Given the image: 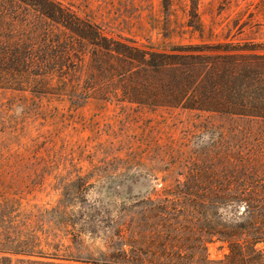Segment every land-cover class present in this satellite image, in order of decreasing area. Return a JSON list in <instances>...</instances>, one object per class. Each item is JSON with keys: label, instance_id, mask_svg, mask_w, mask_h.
I'll list each match as a JSON object with an SVG mask.
<instances>
[{"label": "rangeland", "instance_id": "1", "mask_svg": "<svg viewBox=\"0 0 264 264\" xmlns=\"http://www.w3.org/2000/svg\"><path fill=\"white\" fill-rule=\"evenodd\" d=\"M9 1L3 42L32 59L0 71V264H163L165 225L187 229L172 247L207 241L211 264L264 241V0H39L141 50L243 56L236 106L197 66L201 110L130 102L129 75H98L89 46Z\"/></svg>", "mask_w": 264, "mask_h": 264}, {"label": "trees", "instance_id": "2", "mask_svg": "<svg viewBox=\"0 0 264 264\" xmlns=\"http://www.w3.org/2000/svg\"><path fill=\"white\" fill-rule=\"evenodd\" d=\"M2 0H0V71L10 72L15 75L21 73L25 65L30 64L31 57L21 56L15 51L16 46L7 49L3 37V24L5 23V15L7 12L2 7ZM37 11L40 15L53 21V23L62 27L67 31L75 44L89 46L93 56L94 67L98 75L103 77L113 74L116 77L123 78L129 75V80L135 85L138 90L133 93H126L123 91L124 98L126 96L132 97L130 102L135 104L145 105H159L165 104L168 107H181L185 110H201L195 99L194 87L198 84L199 77L196 74L197 66H203L206 71V78L203 86L207 89L206 94L216 95L218 88L228 91V99L234 106L237 101L243 98V95L238 94L237 82L238 75L235 71L237 58L243 56L226 55L216 57H200L196 52H200L198 47L173 48L170 53H158L154 51H145L134 46H129L121 42L108 39L102 35L99 29L90 23L81 20L71 12L61 9L58 5L52 4L46 6L39 0H12ZM9 1V2H12ZM14 5V4H12ZM189 28H194L193 25H188ZM15 48V49H13ZM229 47H225V52H229ZM186 53L182 55L181 53ZM232 52H237L233 50ZM115 64L121 67L116 70ZM221 67L219 70L218 66ZM128 69V70H125ZM221 72L222 76H219ZM244 80L245 87L251 89L257 86L259 77H246ZM245 78V79H246ZM254 81V83H252ZM222 82V83H221ZM223 85H221V84ZM256 84V85H255ZM147 86L146 88H144ZM244 86V85H243ZM143 90V91H140ZM257 89V88H256ZM237 92V93H235ZM258 89L254 93H245L248 100L257 99L255 96ZM263 96V95H261ZM128 100V99H127ZM207 110V109H205ZM164 217V214L161 216ZM167 222V221H166ZM165 230L163 234L167 242L162 245L165 249V256L169 258L163 264H211L206 255L205 242L195 240L198 245L193 247H176L171 246L170 241L182 240L179 236H172L170 232L182 233L187 229L181 225H165L162 227ZM200 233L209 236L211 242L214 237L225 242L230 235H227L222 230L206 229L201 230ZM259 244H264V241L259 240L248 246L233 243L229 246V254L223 261L218 264H264V245L263 249L257 248ZM167 248L179 250L178 253L169 252ZM184 248V250H183ZM196 250L202 252V255H192L181 253V251ZM17 255V254H16ZM24 255V254H23ZM177 260V261H174Z\"/></svg>", "mask_w": 264, "mask_h": 264}, {"label": "built area", "instance_id": "3", "mask_svg": "<svg viewBox=\"0 0 264 264\" xmlns=\"http://www.w3.org/2000/svg\"><path fill=\"white\" fill-rule=\"evenodd\" d=\"M262 42H264V32H263V35H262Z\"/></svg>", "mask_w": 264, "mask_h": 264}]
</instances>
